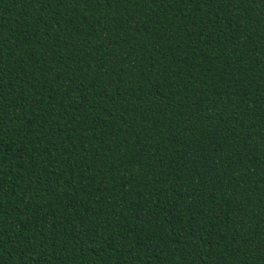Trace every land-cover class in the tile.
<instances>
[{"label":"trees","instance_id":"obj_1","mask_svg":"<svg viewBox=\"0 0 264 264\" xmlns=\"http://www.w3.org/2000/svg\"><path fill=\"white\" fill-rule=\"evenodd\" d=\"M0 264H264V0H0Z\"/></svg>","mask_w":264,"mask_h":264}]
</instances>
